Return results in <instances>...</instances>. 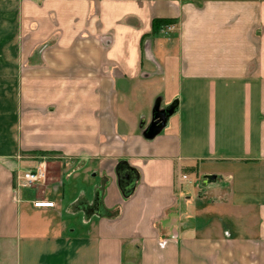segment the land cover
I'll list each match as a JSON object with an SVG mask.
<instances>
[{
    "label": "crops",
    "instance_id": "obj_1",
    "mask_svg": "<svg viewBox=\"0 0 264 264\" xmlns=\"http://www.w3.org/2000/svg\"><path fill=\"white\" fill-rule=\"evenodd\" d=\"M0 264H264V0H0Z\"/></svg>",
    "mask_w": 264,
    "mask_h": 264
},
{
    "label": "rangeland",
    "instance_id": "obj_2",
    "mask_svg": "<svg viewBox=\"0 0 264 264\" xmlns=\"http://www.w3.org/2000/svg\"><path fill=\"white\" fill-rule=\"evenodd\" d=\"M157 86L154 85V86H151L149 88H146V89H143V90H140L139 92H137V95L139 97V99L137 98L136 101H137V104H139V109H142V108H148V103L149 101H151L152 99L154 100L153 101V104H152V107L148 110V124L151 123L152 121V117H153V112H154V109L156 107L159 108V110L163 111V110H166V109H169V108H173V113L172 115L169 117L167 123H166V126L164 127V129L162 130V132L164 130H166V128L169 126V123H170V119L175 116V114L177 113V109H178V100L177 99H173L171 102L167 103L168 105H166L165 107L163 106V99H161V97L159 96H162V95H157ZM155 94L157 95L155 98ZM91 180H93L92 178H90ZM89 179V181L92 183V181ZM191 179H192V184L188 187L189 190H192L193 192V195L195 198H198V197H202V202L205 203V201H209V197L210 195L212 194L211 191L213 190H209L207 189L205 186H203V179H202V176H197V175H191ZM30 189H27V190H22V191H25V192H28ZM211 198V197H210Z\"/></svg>",
    "mask_w": 264,
    "mask_h": 264
},
{
    "label": "water",
    "instance_id": "obj_3",
    "mask_svg": "<svg viewBox=\"0 0 264 264\" xmlns=\"http://www.w3.org/2000/svg\"><path fill=\"white\" fill-rule=\"evenodd\" d=\"M172 113L173 108L161 111L158 107H156L153 112L152 121L143 133L144 138L147 140H153L155 137H157L166 126V123ZM126 178H128V175L126 176ZM204 178L209 182L216 180V177L213 175L205 176Z\"/></svg>",
    "mask_w": 264,
    "mask_h": 264
},
{
    "label": "built area",
    "instance_id": "obj_4",
    "mask_svg": "<svg viewBox=\"0 0 264 264\" xmlns=\"http://www.w3.org/2000/svg\"><path fill=\"white\" fill-rule=\"evenodd\" d=\"M46 173L43 168H38L35 171H29L23 173L19 179L18 184L22 188H31L34 187L36 184L40 183L41 181L45 180ZM183 178H187L186 176H183ZM37 208H44V207H53L54 203H43V202H37L34 204Z\"/></svg>",
    "mask_w": 264,
    "mask_h": 264
},
{
    "label": "trees",
    "instance_id": "obj_5",
    "mask_svg": "<svg viewBox=\"0 0 264 264\" xmlns=\"http://www.w3.org/2000/svg\"><path fill=\"white\" fill-rule=\"evenodd\" d=\"M175 21L174 20H164V19H154L153 23H152V32L156 33L159 29L174 24ZM119 167H121V165L119 164ZM121 183H123V181L121 180Z\"/></svg>",
    "mask_w": 264,
    "mask_h": 264
},
{
    "label": "flooded vegetation",
    "instance_id": "obj_6",
    "mask_svg": "<svg viewBox=\"0 0 264 264\" xmlns=\"http://www.w3.org/2000/svg\"><path fill=\"white\" fill-rule=\"evenodd\" d=\"M122 177H123V179L126 178V174H125V176H124V174H122Z\"/></svg>",
    "mask_w": 264,
    "mask_h": 264
}]
</instances>
